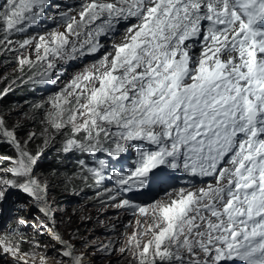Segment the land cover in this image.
Masks as SVG:
<instances>
[{"label": "snow or ice", "instance_id": "1", "mask_svg": "<svg viewBox=\"0 0 264 264\" xmlns=\"http://www.w3.org/2000/svg\"><path fill=\"white\" fill-rule=\"evenodd\" d=\"M49 6L0 2V54L28 49L15 60L29 81L54 84L57 61L96 56L102 37L112 43L48 98L39 133L21 142L20 125L10 129L0 116V143L14 150L0 156V165L8 162L0 166V205L13 193L27 197L18 207L42 214L31 227L47 231L54 243L43 247L55 253L35 251V239L23 251L19 233L4 231L0 255L13 264H85L57 231L49 183L37 171L58 143L57 154L77 156L65 187L111 181L103 190L111 206L138 217L125 246L98 250L130 252V264H264V0H85L76 15L69 8L51 17ZM43 19L64 30L10 39ZM18 80L27 82L21 75L11 84Z\"/></svg>", "mask_w": 264, "mask_h": 264}, {"label": "rangeland", "instance_id": "2", "mask_svg": "<svg viewBox=\"0 0 264 264\" xmlns=\"http://www.w3.org/2000/svg\"><path fill=\"white\" fill-rule=\"evenodd\" d=\"M85 0H50V17L55 16L57 12L64 10L67 11L69 8L73 9L70 12V15H76L80 11V5L84 3ZM59 7H56V6ZM79 17L77 16V19ZM131 23V21H129ZM56 24V23H55ZM57 25V24H56ZM126 27L124 22H121L119 25L120 32L116 33V42H120V37L123 35V29ZM57 29L63 31L62 26L49 27L47 31ZM102 43L104 44V49L101 50L96 56H90L84 61L73 60L69 61L67 64L62 61H57L56 72L63 74L60 76V79L54 83L55 93L59 92L61 88L64 87V84L79 70L83 69L86 65L91 64L94 60L99 59L103 54L104 50L111 46L112 41L104 37L101 38ZM196 55L199 54L200 49H193ZM20 53L24 55L29 54L28 49H21ZM19 53V54H20ZM18 54V55H19ZM85 57V56H84ZM31 58L35 59V53H31ZM65 65V67H62ZM61 66V67H60ZM18 69V65L16 67ZM9 71L8 66L0 65V82L1 79L6 78L13 70ZM11 69V68H10ZM55 78V77H54ZM49 84V83H46ZM26 87V86H25ZM34 88V86L32 87ZM36 96L41 94L42 89L31 90ZM11 89L7 92L8 95L11 94ZM20 95L29 93L27 89H20L17 92ZM52 94V95H54ZM50 95V96H52ZM0 95V99H1ZM48 96V98L50 97ZM46 100V105H48ZM7 102V101H3ZM26 106L22 105L15 107L10 110H4V119L7 126L11 129L13 126L19 124L16 130L18 135H27L29 131H33L31 124L25 122L24 117L22 116L25 112ZM1 116V115H0ZM40 141V140H36ZM5 143H0V153L4 150ZM45 158L42 159L41 165L37 168L38 172L43 173V170H48V165L45 164ZM77 160V159H76ZM57 161H61L58 160ZM8 162H3V167H7ZM63 167V163L61 162ZM41 179L44 180L43 175ZM48 181V179H46ZM64 181V179H60ZM55 182L58 180L54 179ZM89 184H84L81 180L78 179V184L75 187H78V190L72 191V188L68 189V192L58 194L60 189L50 186L48 190V200L51 203L52 207L55 209L54 215L57 225V231L60 235L66 239L71 240L75 245L78 254H83L85 257V264H130L132 256L130 252L120 254L118 252L111 255L106 254L104 251H100L104 245L111 244L116 249H119L122 246L126 245L127 236L130 235L133 230L136 228L137 216L132 215L128 209H117L111 205L113 201L107 199V194L103 192L105 187H95L90 186ZM199 186V184H198ZM98 193H101L98 195ZM163 195V192H160L157 198ZM27 197L23 194L13 193L9 196L2 205H0V233L5 231H11L19 233L15 236L17 240H21V248L23 251L33 250L32 243L35 239L41 245L40 248L35 249L37 252H47L51 257L55 255L54 250L49 247L45 249L43 245L48 244L52 245V241L47 234V231L43 235L37 233L31 225L33 223H39L42 219V214L38 212L36 208L29 205L26 208L18 207L19 204L26 203ZM11 205L14 207L15 213L11 209L7 212V215L4 216V207ZM19 217H24L28 220V226H21L17 223ZM47 222V221H46ZM147 239V237H145ZM0 264H13L11 257L5 258L3 255H0ZM38 264V258H37ZM48 264H54L52 259H49Z\"/></svg>", "mask_w": 264, "mask_h": 264}, {"label": "trees", "instance_id": "3", "mask_svg": "<svg viewBox=\"0 0 264 264\" xmlns=\"http://www.w3.org/2000/svg\"><path fill=\"white\" fill-rule=\"evenodd\" d=\"M0 2H2V0H0ZM0 38H2V34H0ZM23 38H25V36H23L22 33L14 34L10 37V39H12L13 41L22 40ZM0 48H3V46L0 45ZM20 51L21 49H18L17 51H14V52H4L3 54H0V65L8 66L9 71L14 69L17 64L15 57L20 53ZM8 74L9 75L6 78L1 79V82H0V94H2L1 99H0V115L3 116L4 118L5 117L4 112H3L4 110H10L15 107L24 105L26 106V109L24 111L25 113L22 116L24 117L25 122L27 123V125L31 124V128H33L34 131L39 133L42 127L39 121L43 118L45 111H47L49 108V106L46 105V100L48 96L54 94L55 92V89L53 88L54 86L46 88V89H42L40 86L41 83L29 81L28 75H31V73L28 72L27 67H25L24 73H20L18 69L15 68V70H13L11 73H8ZM21 75H23L24 80L27 81L26 83L18 80L15 84H11V81L13 79ZM9 86H10V89L12 90L11 94L10 95H8L7 93L3 94L5 88H9ZM33 86L34 88H32ZM38 86L39 88L42 89V91H41V94L36 96L34 94L35 92L34 90H38L39 89ZM29 88H32L31 90H33L34 92H31ZM20 89L22 90L27 89L29 93L20 95L17 93L18 90ZM3 101H7V102L5 103ZM38 102H43V107L37 110V109H34L32 106ZM16 132H17L18 138L21 140V142H23V140L26 139L25 135L21 136V135H18L17 130ZM57 139H59V137ZM39 143L40 141H37V142L35 141L34 143H30L28 147L30 150L34 151L36 148V145ZM58 147H59V144L57 143L53 147H50L48 151L45 153L44 160L46 163L45 164L43 163V165H48V168H47L48 170H43V173H42L43 178L48 179V183L50 186L60 189L58 194L68 192V189L70 188H72V191L78 190V187H75L76 184H78V179L72 180L68 184L67 187H65L64 182L60 180V179H64V174L71 176L72 173L77 170V167H78L77 160H76L77 156L71 155L68 157H63L62 155L57 154L56 148ZM4 150L5 151L0 153V156L14 155V150L6 143L4 145ZM57 159L61 161H57ZM61 162L63 163V167L61 165ZM53 169L56 170V173H57L56 176L49 175V173ZM54 179L58 181L55 182ZM8 207L13 212L12 214H14L15 211L17 210V209L14 210V207H12L11 205H8ZM11 231H13V229H11Z\"/></svg>", "mask_w": 264, "mask_h": 264}, {"label": "clouds", "instance_id": "4", "mask_svg": "<svg viewBox=\"0 0 264 264\" xmlns=\"http://www.w3.org/2000/svg\"><path fill=\"white\" fill-rule=\"evenodd\" d=\"M54 78V77H53ZM41 86V88L42 89H46V87H44V85L42 86V85H40ZM52 87V86H51ZM80 159H85V160H88V158L87 157H85V156H80L79 157ZM102 187H111V186H106L105 184H103L102 185ZM162 192V191H161Z\"/></svg>", "mask_w": 264, "mask_h": 264}, {"label": "bare ground", "instance_id": "5", "mask_svg": "<svg viewBox=\"0 0 264 264\" xmlns=\"http://www.w3.org/2000/svg\"><path fill=\"white\" fill-rule=\"evenodd\" d=\"M48 234V233H47Z\"/></svg>", "mask_w": 264, "mask_h": 264}]
</instances>
